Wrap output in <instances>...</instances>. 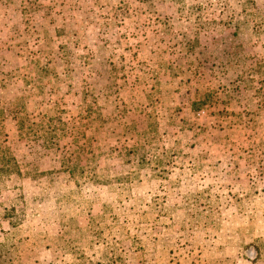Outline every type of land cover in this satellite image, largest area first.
I'll return each instance as SVG.
<instances>
[{"label":"rangeland","instance_id":"374dc122","mask_svg":"<svg viewBox=\"0 0 264 264\" xmlns=\"http://www.w3.org/2000/svg\"><path fill=\"white\" fill-rule=\"evenodd\" d=\"M0 264H264V0H0Z\"/></svg>","mask_w":264,"mask_h":264},{"label":"trees","instance_id":"16d2710c","mask_svg":"<svg viewBox=\"0 0 264 264\" xmlns=\"http://www.w3.org/2000/svg\"><path fill=\"white\" fill-rule=\"evenodd\" d=\"M191 104H192V108L196 110V109H197V107H198V104H196V103H193V102H192ZM21 122H22V121H20V124H21Z\"/></svg>","mask_w":264,"mask_h":264}]
</instances>
